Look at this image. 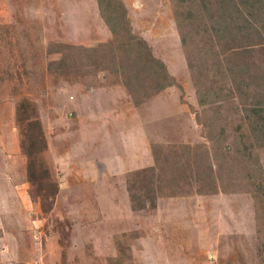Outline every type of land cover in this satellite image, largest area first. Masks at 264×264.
Returning <instances> with one entry per match:
<instances>
[{
    "label": "rangeland",
    "instance_id": "1",
    "mask_svg": "<svg viewBox=\"0 0 264 264\" xmlns=\"http://www.w3.org/2000/svg\"><path fill=\"white\" fill-rule=\"evenodd\" d=\"M121 1L132 33L183 93L172 86L135 106L114 66L102 71L80 54L60 64L66 46L113 42L97 0H0V264H256L264 239L247 193L161 195L154 208L132 211L126 175L153 165L152 146L209 143L172 3ZM24 99L59 186L47 212L30 196L20 150L15 108Z\"/></svg>",
    "mask_w": 264,
    "mask_h": 264
},
{
    "label": "trees",
    "instance_id": "2",
    "mask_svg": "<svg viewBox=\"0 0 264 264\" xmlns=\"http://www.w3.org/2000/svg\"><path fill=\"white\" fill-rule=\"evenodd\" d=\"M170 2L202 108L196 118L209 146L171 145L166 151L152 146L153 165L126 175L131 209L154 208L161 195L247 193L256 206L255 221L260 225L258 236L262 242L264 165L258 150L264 148V0ZM97 4L113 42L64 45L63 54L55 51L63 46L56 45L48 55H63V66L75 54L102 71L114 66V74L135 106L172 86L182 92L165 63L154 56L142 37L132 33L123 2L97 0ZM65 52H70L69 58ZM15 119L22 136L20 150L26 158L30 196L47 212L50 204L45 203L58 193L59 186L43 159L47 142L34 105L26 99L19 101ZM259 245L256 264L263 262L264 248Z\"/></svg>",
    "mask_w": 264,
    "mask_h": 264
},
{
    "label": "crops",
    "instance_id": "3",
    "mask_svg": "<svg viewBox=\"0 0 264 264\" xmlns=\"http://www.w3.org/2000/svg\"><path fill=\"white\" fill-rule=\"evenodd\" d=\"M100 91L106 92V91H107V89H104V88H102V89H99V90H98V93H99ZM114 163H115V162H114ZM117 163H118V161H117ZM113 167H114V166H113ZM112 172L116 173V172H117V170H113Z\"/></svg>",
    "mask_w": 264,
    "mask_h": 264
}]
</instances>
